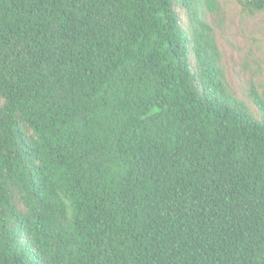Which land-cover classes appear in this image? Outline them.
Here are the masks:
<instances>
[{
  "label": "trees",
  "instance_id": "1",
  "mask_svg": "<svg viewBox=\"0 0 264 264\" xmlns=\"http://www.w3.org/2000/svg\"><path fill=\"white\" fill-rule=\"evenodd\" d=\"M217 8L0 0V264H264V86Z\"/></svg>",
  "mask_w": 264,
  "mask_h": 264
},
{
  "label": "rangeland",
  "instance_id": "2",
  "mask_svg": "<svg viewBox=\"0 0 264 264\" xmlns=\"http://www.w3.org/2000/svg\"><path fill=\"white\" fill-rule=\"evenodd\" d=\"M209 20L223 52L231 91L249 101L251 87L264 86V10L252 13L239 0H216Z\"/></svg>",
  "mask_w": 264,
  "mask_h": 264
}]
</instances>
